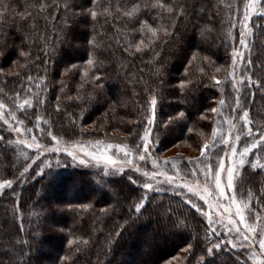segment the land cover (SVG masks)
<instances>
[{"label": "trees", "instance_id": "16d2710c", "mask_svg": "<svg viewBox=\"0 0 264 264\" xmlns=\"http://www.w3.org/2000/svg\"><path fill=\"white\" fill-rule=\"evenodd\" d=\"M43 2L49 7L41 13L38 8L29 7L38 0H0V17L7 21L3 32L8 39V45L4 46L0 38L1 102L12 106L13 101L8 97L14 99L17 94L22 99H31L38 92L36 84L41 83L40 77H44L43 86L48 91L39 90L38 99L33 101L36 107L29 109V116L18 110L29 124L39 110L53 134L65 140L110 139L135 145L139 141L136 133L143 128L141 123L154 92L159 101L158 127L154 132L156 141L158 134L160 142L158 153L175 142L188 144L191 150L200 148L201 135L209 133L214 119L207 109L215 107L220 96L217 87L205 85L213 83L212 76L220 81L225 78L233 50V21L236 15L240 16L238 10L243 0H168L191 6L187 19L180 17L177 21L182 38L168 43L164 33L159 32L156 51L160 55L146 50L143 60L140 53L129 56L124 51L130 40L136 43L141 39L138 32L133 37L129 18L123 15L130 7L128 0H98L104 7L110 5L111 12V15H100L98 20H93L90 14L79 15L78 8L66 16L65 0ZM82 2L85 8L90 7V0H75L76 4ZM139 2L143 6L145 0ZM29 11L31 18H22ZM147 18L151 22V17ZM161 23L171 30L172 22L167 16L153 26ZM251 23V76L262 85L256 87L253 103H249L250 118L257 129L264 126V16L252 19ZM205 25L210 31L201 38L199 30ZM57 33L62 36L61 42L55 40ZM25 36L28 40L24 41V50L31 49L34 66L19 68L13 61L19 58L25 64L24 58L19 57V45ZM93 37L98 48L89 44ZM49 38L55 49L45 48ZM144 39L147 43V37ZM195 52L208 56L209 60H197L195 68L185 76L187 60ZM37 56L39 60H35ZM91 57L97 63L89 74L100 79H92L81 88V76L89 68L86 61ZM73 64L77 69L62 75ZM200 67L207 76L204 83L197 84ZM157 68L161 69L160 73L156 72ZM29 75L34 77L31 84ZM181 79H193L187 95L180 90ZM39 99L46 101L43 107ZM181 111L187 114L186 119L177 120L166 131L159 127L160 122ZM201 113L205 119H200ZM189 127L194 130L188 132ZM0 137H3L0 139V179L14 178L15 181L12 190L0 194V264H9L10 257L12 264H250L244 254L247 248L233 250L224 246L209 254L207 249L211 245L205 241V220L179 198L167 193L151 195L139 219H130L143 190L132 185L127 176H105L99 171L65 166L59 172L52 169L35 176L30 171L22 177L19 172L23 165L15 167V154L2 128ZM246 172L251 174V183L243 185V195L251 190L257 206L264 212V171L252 172L247 168ZM107 189L120 202L113 200ZM85 204L91 207H80ZM126 220L129 221L126 231L117 237ZM76 237L89 240L88 246L80 245L79 252L76 245L68 244ZM189 244L193 247L188 248ZM46 245L51 247L50 251Z\"/></svg>", "mask_w": 264, "mask_h": 264}, {"label": "snow or ice", "instance_id": "6c2138e0", "mask_svg": "<svg viewBox=\"0 0 264 264\" xmlns=\"http://www.w3.org/2000/svg\"><path fill=\"white\" fill-rule=\"evenodd\" d=\"M128 4H130V7L123 12V15L129 18V27L133 37L137 32L141 36L139 42L133 43L130 40L127 43L124 51L129 56H135L136 53H140V59L143 60V54L146 50L153 52L155 56H159L160 53L156 51V48L159 46L157 43L159 39V32L164 33V37L167 39L168 43H172L173 40L179 41L182 38L176 25L180 17L187 19L191 6L186 2L177 4L175 2L169 3L168 0H145L143 6H141L139 0H128ZM29 7L32 9L38 8L39 12L43 13L49 5L44 3L43 0H38V3H33ZM57 7L59 6L57 5ZM73 8L79 9V15L87 16L90 14L93 20H98L99 16L103 14L111 15L110 5L108 7H104L98 3V0H90V7L88 8L84 7L83 2L76 4L75 0H65L63 10L66 16L68 13L73 11ZM97 8H99L100 11L95 10ZM258 8L261 9L260 15L264 16V0H247V3L244 4V18L241 21L244 31L241 32L240 39V44L244 46V48L249 47V44L246 42V37L249 34L247 21L252 15L256 14V10ZM192 10L194 11V9ZM117 12H120L119 5L117 6ZM73 15H75V13H73ZM31 16L32 12L29 11L26 12L22 18H31ZM165 16H167V19L172 22L171 30H169V27L163 23L153 26L158 20H164ZM147 17H151V22ZM6 22L7 21L4 17H0V38L4 40V46L8 45L7 34L3 32V25ZM208 31H210V29L207 25L200 27V37L204 38ZM145 37H147V43H145ZM26 40H28L27 36L24 37V40H22L19 45V57L24 58L25 64H21L19 58L16 61H13V64L19 68H24L25 65H28L29 67L34 66V58L31 54V49L29 48L27 51L24 50V41ZM55 40L57 42L62 41L60 33L56 34ZM89 44H92L94 48L99 47V45L95 43V37L89 41ZM49 46L53 49L56 48V45L51 43V38H49L45 43V48H48ZM13 47L15 48L17 46L13 44ZM133 48L135 49V52L132 51ZM45 55L47 56L48 53L46 52ZM154 58L155 57L153 56L149 60V63H151ZM35 60H39V57H35ZM197 60L204 62L208 61L209 57L200 56L198 52L193 53L192 56L188 58L187 64L185 65V76L189 75L190 69L195 68V62ZM47 63L48 61L45 60V66ZM96 63L97 59L95 57H91L86 61L89 68L83 71V75L81 76L82 83L79 87L82 88L85 83H89L92 79H100L98 75L90 76L89 74L91 67H94ZM249 63H251V61H249ZM35 67L38 68L39 66L35 65ZM75 69H77V65L73 64L70 68H65V72L62 75L72 73ZM2 71L3 69H0V72ZM217 71H219V69H217ZM156 72L160 73L161 69L157 68ZM199 72L201 73V76L197 81V84H202L204 83V78L207 76V73L203 67L199 68ZM47 74L48 69L45 67V76H47ZM52 74L55 75V68H53ZM16 75L19 76L20 74L17 73ZM192 75L193 79H195L194 72ZM229 76L233 77V82H235L234 74L229 73ZM27 79L31 84L34 77L29 75ZM193 79H181L178 82L181 92L185 95H187L189 91V86L193 84ZM210 79L213 83L211 85L206 84L205 87H218L221 85V81L216 79L215 76L210 77ZM40 80L41 83L36 84L38 92L33 93L31 99H22L19 94H17L14 99L12 97H8L9 100L13 101V107L20 110L25 117H27L29 109L36 107L33 101L38 99L39 90H43L44 92L48 91V89L43 86L44 77H40ZM247 80L249 87H252L253 81L251 76H248ZM241 83H243V78L241 79ZM255 86L260 87L262 85L257 82ZM2 91L3 89H0V92ZM61 91H63V88H61ZM146 91L151 90L146 89ZM57 99L59 100V97ZM69 99H71V97H69ZM38 102L41 107H43L46 103L44 99H39ZM219 105L223 107L225 105V100L221 99L219 101ZM157 106V95L152 92L148 101V111L143 134L141 135L139 132L136 133V135L139 136V141L135 144L134 148L130 149L129 145L126 143H118L114 145L111 143H104L101 140H96L94 143L91 141L84 142L80 140H65L63 136L54 135L51 130H48L47 134L51 136L52 140L55 141V144L51 148H48L36 143V138L34 137L33 142L28 143L27 147H35L37 156L34 159L31 157H26L25 159H32L33 163H35L36 159H39L44 153L55 152L59 154L63 151L66 153L67 157H71L72 164L75 167L87 168L92 167L93 164H95L99 171L100 166L103 165V174L105 176L119 174L123 177L127 175V179L132 185L142 187L145 190L143 197L140 198V202L135 204V213L130 215V219H139V214L145 207L146 201L149 199L148 193L151 191L163 190L162 185L164 183L168 185H175L172 189L174 194H181L184 189H187L188 193H191L193 196H198L199 199L203 200L210 210L213 208V203L211 202L212 196L216 197V207H220L224 204V201L227 200L228 203L224 204L225 212L228 213L229 216L234 215L235 217H238V220L229 219L227 224H225L223 216L217 220L208 213H204L202 211L203 205H199L195 200H192L191 197H187V193H184V196L187 198L186 202L190 203L191 207L194 208L197 213H201L207 217V228L205 230V241L207 244L211 245L212 243L209 238L210 236L218 238L221 235L214 225H219V227L225 230V239L218 240L215 245L208 247L207 251L209 254H212L214 248L220 249L225 244H230L233 248H248L251 251V258L256 259L257 264H264V258H259L260 253H264V218L257 216V220H260L262 225L259 229L258 240L260 253H257L252 246L257 242L256 237L258 229L254 224L249 222L248 218H246L245 213H251L252 209L250 208L249 203L245 202V198L243 197V185L245 183H251V174L247 173L246 169L250 168L252 172H255L257 169L264 171V126L257 127L254 132L249 112L245 109L243 110V114L239 117L242 122L240 127H237V124L230 119H225L224 121L228 124V130L230 133H233L234 138L224 136L223 134L218 137L217 128L214 127L212 130L211 143H206L199 149L200 157L198 159L195 161L189 160L187 164H181L175 161H164L163 164H161L158 160L152 159L151 157L153 133L158 127ZM229 107L231 108V104H229ZM207 111H211L218 116L222 115V113L218 111L217 107H210ZM240 111L241 102L240 98L237 97L236 107L232 108V112L239 114ZM186 116L187 114L181 111L177 116H169L167 120L160 122L159 127L166 131L177 120L186 119ZM205 118L204 113H201L200 119ZM0 119H3V123L9 125L10 130L16 133L17 136L21 134L22 129L25 134L31 131V129L24 127V121L16 116L15 111H13L12 108H9L7 112L5 111V104L3 102H0ZM36 122L37 124L41 123L39 115H37ZM44 123L47 122L45 121ZM81 127H83V122L81 123ZM193 130L194 129L192 127L187 129L188 132H192ZM81 135H83V133H81ZM0 139H3V137H0ZM9 143H11V141H9ZM19 143L23 144L25 141L21 140ZM159 144L160 142L157 134V151L159 150ZM141 145H143L142 148ZM221 145L223 146L222 148ZM238 145L242 146L238 147ZM112 149H114L116 153H123V156L117 155L114 157L113 154H110V150ZM206 149H209V151L206 152ZM221 150L224 152L223 156L219 155ZM134 153H139V161L146 162L152 159L153 169L151 171L145 169L142 173L143 177L146 178L145 180H141L139 176L134 178L125 171L126 167L133 169L136 172L140 171ZM62 163L64 162L59 158L55 160L54 164L51 161H46L43 163L41 170L36 174L38 176L41 175L45 167L49 170L59 168ZM169 164H171V175L169 174ZM189 165H191L190 169L188 167ZM30 168H32V164H26L20 175L26 177L29 174ZM110 168L114 170L111 173L109 172ZM48 174L51 175V171H49ZM201 175L203 176V194H201L200 183H197L195 187H193L190 180L186 179V177L192 176L194 179L199 180ZM160 177H163V181H160ZM33 179H35V177H33ZM179 181H183V183H177ZM153 182H155V185ZM13 183L14 182L12 180L6 179L2 184H0V189L12 190ZM237 190L241 192L239 203L237 202V196L235 195ZM210 192L211 195L209 194ZM229 193H232V195H227ZM252 196L253 193L249 191L247 199L251 200ZM233 206H235L234 214L232 211ZM80 207L88 209L91 205L85 204L80 205ZM101 212L104 213L105 209H101ZM128 222L129 221L126 220L125 223L120 226L121 230L116 233L117 237L122 235L123 231H126V225ZM68 244L70 246L76 245V251L79 252L81 250L80 245L82 244L84 246H88L89 240H82L81 237H76L75 239L69 240ZM192 247V244L188 245V248ZM9 264H12L11 257Z\"/></svg>", "mask_w": 264, "mask_h": 264}, {"label": "rangeland", "instance_id": "374dc122", "mask_svg": "<svg viewBox=\"0 0 264 264\" xmlns=\"http://www.w3.org/2000/svg\"><path fill=\"white\" fill-rule=\"evenodd\" d=\"M245 3H247V0H243V5L241 7V10L240 9L238 10L241 12L239 13L237 11L240 16L237 17V15H236L234 17V21H233L234 23H233L232 30H231V39H232V43H233L231 62L229 64V67L227 68L226 72L224 73L225 78L221 79V85L217 87V90L219 91L220 96H219V99L216 101L215 107L218 108V111L221 112L222 115L218 116L217 114L213 113L214 119H213L211 130L209 131V133L207 135H205V134L201 135L200 148L203 147L206 143H209V144L211 143L212 130L214 127L217 128V136L218 137L221 134H223L224 136H229V137L234 138L233 133H230L228 130V124L224 122L225 119L232 120L233 122H235L237 124V127H240L242 122L240 121L239 117L243 114V110L246 109L249 112L250 111V104L249 103H253V96L255 94L256 82L253 79V77L251 76V74H252L251 69L252 68H251V63H249V61L251 60L250 55L252 54V23H251V21H252V19L260 16L261 9L258 8L256 10V14L252 15L250 17V19L247 21L249 34L246 37V42L249 44V47L244 48V46H242L240 44V39H241V32L244 31V28H243V25L241 24V21L244 18V4ZM229 73L234 74L235 82H233V77L229 76ZM248 76H251V79L253 81L252 87H249V85H248V80H247ZM242 78H243V83H241ZM237 97L240 98V102H241V111L239 114L232 112V108L236 107ZM221 99L225 100V105L223 107H221L219 105V101ZM229 104H231V108L229 107ZM158 105H159V103H158ZM9 108H12V110L15 111L16 116L19 119L24 121V127L31 129V131L27 132V134H25L23 132V129H22L21 134L19 136H17L16 133H14L10 130L9 125L4 124L3 119H0V128H2L7 133V136H8V141H7L8 143L7 144L12 147V150L15 154V157H14L15 167L18 165L19 166L23 165V168H24L26 166V164H32V168L29 169V172L30 171L34 172V175L38 176L36 173L41 170V167H43L44 162L51 161L54 164L55 160L57 158H59L64 163H62V165L59 168H53L54 172L61 171V169H64L65 166L70 167V168L74 167V168H80V169H85V170H93L96 172L98 171L97 166L95 164H93L92 167H87V168L86 167H75L72 164L71 157H67L66 153H64L63 151H61L59 154H57L55 152L44 153L42 156H40L39 159H36L35 163H33L32 159L26 160L25 159L26 157H31L34 159L37 156V151H36L35 147H32V148L27 147L28 143L33 142L34 137L36 138V143H38L42 146H46L48 148H51L55 144V141H53L51 136H49L47 134L48 130H51V129L48 127L47 120H45L42 117V115L39 113V110H37L36 117L32 120V124H29L28 120L25 121L23 119L22 116H24V115L20 116V112L17 109H15L13 107V105L11 106L9 104H7V105L5 104V111L6 112L9 110ZM37 115H39L41 118V123H39V124H37V122H36L37 121ZM27 116H29V114H27ZM249 117H250V112H249ZM5 118H9V117H5ZM45 121L47 123H44ZM145 124H146V117H144L143 122L141 123V126H143V128H141V130H140L141 135L143 134ZM252 127H253V131L255 132L256 128L254 127L253 124H252ZM42 129H43V132H42ZM154 138H155V136L153 133L151 157H152V159L158 160L161 164H163L164 161H175L177 163L187 164V162L189 160L195 161L196 159H198L200 157V150H199L200 148L191 150L188 147V144L184 145L183 143H179V142L178 143L175 142V143L171 144L166 150L158 153L159 150L157 151V149H156L157 141H156V138L155 139ZM21 140L25 141V143H23V144L19 143V141H21ZM77 140L84 141V142L91 141L94 143L96 140H101V139L80 138ZM9 141H11V143H9ZM101 141H103L104 143H111L114 145L118 144V143H126V142L114 141V140H110V139L101 140ZM126 144L129 145L130 149L135 147V145H130L129 143H126ZM239 146H242V145H238V147ZM142 147H143V145H141V148ZM222 147L223 146L221 145V148ZM205 151L208 152L209 149H206ZM110 154H113L114 157L117 155L123 156V153H116L114 149L110 150ZM134 155L137 159V164H138V167L140 168V171L136 172L133 169H129L127 167L125 168V171L128 172V174L132 175L134 178L139 176L141 180H145L146 178L143 177L142 173L145 169H147L149 171H151L153 169L152 159H150L146 162L145 161H139V153H134ZM219 155L223 156L224 152L221 150ZM250 156H251V154H250ZM188 167L190 169L191 165H189ZM168 168L170 169L169 174L171 175L172 174L171 164L168 165ZM47 170H49V169H47L45 167L43 173L46 172ZM113 171L114 170L112 168L109 169L110 173ZM21 172H23V169L21 170ZM21 172H19V175ZM99 172H101L103 174V165L100 166ZM116 175H119V174H116ZM125 176H127V175H125ZM6 179H0V184H2L3 181ZM159 179H160V181H163V177H160ZM186 179L190 180L193 187H195V185L197 183H200L201 194H203V192H202L203 176L202 175L199 177V180L194 179L192 176L186 177ZM7 180H12L15 183L14 178H8ZM90 183H92V182H90ZM153 183L155 185V182H153ZM177 183H183V181H179ZM174 187H175V185H168V184L164 183L162 185L163 190L151 191L148 193V196L154 195L156 193H158V194H160V193L161 194L162 193L171 194V195L179 198L180 201L182 200L189 207H191V204L186 202L187 198L184 196V193H187V197H191V199L195 200L199 205H203L202 211L204 213H208L209 215L213 216L217 220H219L221 218V216H223L225 224H227L229 219L238 220V217H235L234 215L229 216V214L225 212L224 204L228 203L227 200H225L224 204H222L220 207H216V197L212 196L211 202L213 203V208L210 210L208 208V206L204 203L203 200L199 199L198 196H193L191 193H188L187 189H184L181 194H174L172 191V189ZM140 188L143 190V194H144L145 190L142 187H140ZM6 190H8V189H0V194ZM45 191L48 192L47 189ZM107 191H109V190L107 189ZM209 194L211 195V192ZM227 195H232V193H229ZM235 195L237 196V202L239 203L241 192L239 190H237ZM110 196L115 201L119 200L118 199L119 197L112 192H110ZM247 196L248 195H245V194L243 195V197L245 198V202L249 203V206L252 209V212L251 213L246 212L245 215H246V218H248L249 222L254 224L258 229V234L256 237L257 242L252 247L257 253H260L258 240H259V229L262 225H261V221L257 220V216L264 218V212H263V210H261L257 206V199L253 197L254 195L252 196L251 200H248ZM142 197H143V195H142ZM119 202H120V200H119ZM232 211L234 214L235 213V206H233ZM198 215L203 217V219L205 220V223H206V228H207V217L202 215L201 213H198ZM214 227L217 228V231H219L221 233V235L218 238H213L211 236L209 237L212 241L211 246L215 245L218 242V240L225 239V230L223 228L219 227V225H214ZM224 246L226 249H230V248L233 250L244 249V248H240V249L233 248L232 245H230V244H225ZM46 250L50 251L51 247L46 245ZM213 250H215V248ZM216 250H219V249H216ZM244 254H245V258L248 260V262L250 264H257V260L251 258V251L249 249L245 250ZM259 258H264V253H260Z\"/></svg>", "mask_w": 264, "mask_h": 264}]
</instances>
